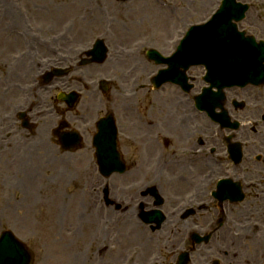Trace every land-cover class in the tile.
Masks as SVG:
<instances>
[{"label":"rangeland","instance_id":"obj_1","mask_svg":"<svg viewBox=\"0 0 264 264\" xmlns=\"http://www.w3.org/2000/svg\"><path fill=\"white\" fill-rule=\"evenodd\" d=\"M88 1L90 0H0V114L15 110L14 108H17L19 104L24 103L22 98L24 94L19 92L18 86L31 84L32 79L42 74L46 70L45 66L49 64L46 63L48 62L46 58L43 61L42 58L54 56L47 49L38 46V52L33 51V56L31 53L29 58L23 61L22 40L10 33L9 27L19 26V24L22 27L24 25L29 27L33 37H41L50 47H56L60 52L64 51V55L72 58V61H77L79 55L85 56L87 50L80 52L84 49L82 45H90V50L94 42L100 38L105 40L109 49L106 64L100 70L86 68L87 76L84 78L86 87L74 80L77 72L70 74L71 77L68 80L73 81L74 85L70 89L67 87L69 89L67 91L75 90L81 94V98L72 111L68 109L66 111L63 105L59 106L65 110L66 117L70 120L78 117L79 113L89 114L85 124L69 122L81 133L85 132V135L82 134L83 147L75 152L64 151L65 153L57 144L55 148H47L49 151L53 149L49 152L51 163L54 159L58 161L53 165L46 164L48 155L46 157L44 153L37 155V160L28 168L29 177L34 179L33 182L35 181L34 193L36 194L31 208H23L18 210V213L15 209L10 210V207H7L11 199L23 198L20 189L22 187L17 185L22 178V173L18 171V163L23 164L30 159L27 153L28 150L30 151L29 145H26L25 152L18 154V146L11 155L6 154L12 157V160L5 159V156L3 159L0 158V225L5 221L4 226L12 230L35 253V264H66L67 259H72L73 256L83 264H86L88 257H91L89 264H97L95 255L103 251L106 252L105 262L109 257H117L122 264L124 259L130 256L135 264H151L150 259L153 258L152 255L157 249L158 239L163 240L161 244L164 264L174 261L177 263L180 255L187 252L188 247L191 246L189 230L192 229L188 230L186 225L189 222L192 224V221L181 218L182 207L185 206L184 209L196 207L200 202L205 201L211 213L206 214L207 212L201 211L199 223L192 225L199 230L202 229V222L205 229L217 223L223 215L218 206L219 202L212 197V192L216 190L217 182L224 177V173L220 167H217L216 175L212 173L213 176L200 177L197 164L188 163V159H173L180 162V167L162 170L167 158L163 156L160 161H157L155 155L159 156L162 150L155 148L149 142V136L152 134L147 135L146 132L136 129L137 118L132 113L123 114L121 107L124 103H141L151 117L163 123L165 122L163 119L166 120L165 117L172 119L174 105H177L179 110H183L188 104L183 102V97L178 100L175 92L170 89L154 94L153 89L151 87L149 89L148 78L150 73L156 71V65L152 64L150 65L152 67L146 68L134 59L122 58L119 47L136 48L146 41L148 45L144 50L153 47L163 54L170 53L178 43L175 41L180 40L191 26L207 21L218 9L221 0H211L204 9H201L203 5L200 6L199 0H166L173 3L174 10H177V16L174 17L169 16L170 11L166 13L163 11L161 15L154 16L158 14V10L157 4L156 6L152 4L153 0H95L92 9L86 4ZM239 1L252 5L246 20L240 25L241 30L247 31L257 39L264 40V0ZM91 2L94 1L91 0ZM96 6H100L101 9H97ZM72 7L76 10L75 12L71 11ZM8 9L14 10L20 21L15 20L13 16L11 19ZM105 18L116 20L117 24L115 27L108 28L114 33L109 36L102 29V25L107 26V23L104 24ZM139 19L145 24L137 26ZM67 43L78 47L70 49L71 45ZM4 44H13L14 48L5 50ZM62 48L63 51H61ZM26 64H33L32 69L25 70L23 67ZM62 66L67 67V65ZM13 70L17 72L15 77L9 73ZM190 73L199 77L204 75L205 71L198 67ZM78 74L83 75L82 71ZM100 79H106L111 83L109 96L104 101V105L100 103L101 97L93 95V92L98 90ZM136 84L142 86L138 88V95L124 101L123 94L133 89ZM57 85H60L61 89H58ZM55 86L53 89H44L46 93L40 91V94L46 95L52 92L46 98V95H41L44 100L43 105L45 102L51 105L56 104L57 95L67 85L58 82ZM203 86V81L199 79L195 92H199ZM236 91L230 92L228 96L232 97L231 93L234 94ZM260 92L264 93V87L260 90L253 88L245 92L241 91V94L249 95L250 103L246 109L231 112L233 120L237 119L242 124L240 132H234L232 140L242 143L243 160L239 168H235L230 161H225L224 166L229 167L233 183L242 185L246 197L236 205L228 201L222 204L225 210V224L212 236L216 239L215 250L220 245L219 241L225 240L227 236L236 242L232 246V249H235L234 253L230 254L224 248L220 255L208 256V258L217 259L221 264H233L226 258L233 257L237 258L235 260H241L242 255L245 264H263L259 255L263 254L261 241L264 239V98L259 96ZM128 93H135V91ZM177 101L179 102L176 103ZM108 110L113 113L119 128V151L126 163L134 166L132 169L135 167L139 169L138 171L129 169L124 175H112L108 180H104L98 175L95 163L92 164L94 159L88 152L91 147V137L88 136V130L85 128L91 123L95 127L96 122ZM169 112L172 113L169 114ZM180 118H182L181 115H178V121ZM195 124L196 126L200 124L197 131L192 129V123L188 121V131L192 130L193 133L188 140L181 129L177 128L176 132L175 129L169 131L167 124L164 123L165 127L163 125L161 131L168 140L169 147L166 148L168 154L174 152L179 157L190 156L193 146L200 148L199 138L205 141L203 149L215 147L219 150L218 154H227V147L222 137V132L227 135L225 130L221 131L218 126L201 116ZM178 125L180 126V123ZM203 127L205 132H202ZM166 132L171 134L170 137L166 135ZM52 137L51 133V139ZM192 137L193 140L190 141ZM243 142L245 144L249 142L248 147L247 144L244 147ZM167 153V157H170ZM0 154H4L1 147ZM258 155L263 156L260 162L256 159ZM14 159L17 161H13ZM67 159L68 161L65 162ZM1 160H3L2 164ZM158 165L159 169H157ZM90 168L92 171H89ZM199 168L201 169V164ZM194 169L195 172H193ZM159 171H163V176L159 175ZM191 171L193 177L188 178ZM39 172L41 175L37 176ZM214 176L218 178H215L212 185ZM152 186L157 187L165 199L166 205L161 210L167 218L171 219V226L181 228L179 230L167 228L165 233L161 230L154 235L148 231L149 236L157 238L155 240L149 239L143 225L139 227L136 224L134 210L128 211V207L132 208L134 204L131 195L134 194L133 197L136 198L139 191ZM106 191L110 200H116L115 204H120L121 210L115 206L107 210V207L103 205ZM197 192L200 195L196 194ZM115 193L122 198L117 199ZM61 213L65 214L63 219ZM222 228L226 230H221ZM258 244H260L259 247ZM197 247L201 245H196L194 249ZM247 247L249 251L245 252L243 249ZM257 247L260 249L257 250ZM226 252L228 255L225 254ZM190 256L194 264H212L211 259L198 257L196 250L195 254Z\"/></svg>","mask_w":264,"mask_h":264},{"label":"bare ground","instance_id":"obj_2","mask_svg":"<svg viewBox=\"0 0 264 264\" xmlns=\"http://www.w3.org/2000/svg\"><path fill=\"white\" fill-rule=\"evenodd\" d=\"M200 1V6H202L203 5V7L201 8V9H204L205 8V6H206V4L208 5V4H210L211 3V0H199ZM10 6H12V4L10 3ZM9 6V7H10ZM199 6V7H200ZM94 7V5L93 4H90V6H89V8L90 9H92ZM11 8V7H10ZM73 8V7H72ZM207 8V7H206ZM9 10V9H8ZM158 10V14H155L154 16H159V15H161L160 13H162V11H160L159 9H157ZM12 13V15H11V13ZM8 12H9V16L11 17V19H13L12 18V16L13 17H15L16 19L15 20H17V21H20L17 17H18V15H17V13L14 11V10H9ZM71 11H73V12H75L76 10L73 8ZM17 21L15 22V23H17ZM145 24V22L144 21H141L140 19H139V21H138V23H137V26H141V25H144ZM25 30L27 31V33L28 34H30V28L29 27H27V26H25ZM89 40V39H88ZM87 40V41H88ZM14 45L13 44H10V45H7V44H4V49L5 50H11V49H13L14 47H13ZM76 45H74V46H71V47H69L70 49H73L74 47H75ZM84 46V45H83ZM85 46H88V45H85ZM65 48H68V47H65ZM22 57H23V61H25V59L27 58L25 55H22ZM115 66V65H114ZM25 70H31L32 69V66H30V65H24V67H23ZM9 72V71H8ZM10 73V75H12V76H17V72L16 71H11V72H9ZM85 74L87 75V72H85ZM43 120H45V119H43ZM43 120H41V121H39V123H40V129H41V131H46V132H48L49 130H50V124L51 123H49L48 121H43ZM168 122H169V120H168ZM178 123H181V127H185L184 129L186 130V128H187V126H188V121H187V118H181V120H177L176 119V117H173L172 119H171V122H169L168 123V126L171 128V129H173V125H176V124H178ZM136 129H138V130H142L141 128H139V127H136ZM43 133H45V132H43ZM46 134V133H45ZM37 149V145L36 144H33L31 147H30V155H29V157H30V159L28 160V161H26V162H24L23 164H21L19 167H18V171L19 172H21L22 173V178H21V180H20V182L17 184L19 187H20V185H21V187L22 188H20L21 189V193H22V195H23V198H22V202L23 203H25L24 204V206L26 207L27 206V208H31L32 206V203H34V200H35V197H36V194L34 193V182H33V180L34 179H32V178H30L29 177V175L30 174H28V168H30V166L31 165H33L34 164V162L37 160V155H38V153H46L47 152V150H46V148H44V147H42V148H39L38 150H36ZM41 149H45L46 151L44 152V151H42ZM53 150V149H52ZM52 150H50V151H52ZM49 151V152H50ZM150 155V157H151V153L149 154ZM28 157V158H29ZM69 158H71V157H69ZM64 159V158H63ZM63 159H60V161H63ZM68 161V159L67 160H65V162H67ZM49 163H51V159H49V161H48ZM58 161H55V159H54V161H52V163H51V165H53V164H56ZM33 163V164H32ZM91 168H92V166H91ZM90 168V169H91ZM89 171H92V169L91 170H89ZM200 174L202 175L203 174V171H200ZM33 177H34V173H33ZM35 178V177H34ZM122 197H118L117 199H121ZM15 204V206L18 204V206H20L19 205V203L17 202V198H13V199H11L10 200V206L12 207V204ZM61 215V218L63 219V216H65V214H63V213H61L60 214ZM36 217H37V215H36ZM87 223V222H86ZM221 251V249H218V252H220Z\"/></svg>","mask_w":264,"mask_h":264},{"label":"water","instance_id":"obj_3","mask_svg":"<svg viewBox=\"0 0 264 264\" xmlns=\"http://www.w3.org/2000/svg\"><path fill=\"white\" fill-rule=\"evenodd\" d=\"M228 1V0H227ZM231 2L232 3H235V0H231ZM230 2H228L227 3V5L229 4ZM226 5V2H225V4H224V6ZM229 31H234V30H238V28H237V26L236 25H232L230 28H227ZM235 35H236V37H235ZM246 34L245 33H242V35H238V34H233V33H231L230 34V39H231V41H235V38H237V36L238 37H240V36H245ZM248 38L249 39H247V40H243V39H241L240 40V43H247V44H249V45H251L252 44V40H254L255 41V38L253 37V36H248ZM250 39H252V40H250ZM221 45H223L224 43H228V40L226 41V39H223V40H221L220 42H219ZM254 49L255 50H257V55H263L264 53H263V48H262V46H258V47H254ZM232 54H233V56L232 55H230V51L229 50H225L224 52H223V56H224V58H226L228 61V63H230V62H234L235 61V59H237V60H243L244 59V54H243V52L240 54L239 52H238V49H237V47H235V49H233V51H232ZM235 56V57H234ZM258 67H260L261 68V65L259 64V66ZM262 72V73H261ZM260 75H262L263 74V70H261L260 72ZM256 74V71H254L251 75H255ZM222 77V76H221ZM221 83H222V81L220 80V79H217L216 81H215V85H221ZM259 84H264V79L263 80H261L260 81V83ZM205 92L207 91V89L206 90H204ZM220 96L222 97L221 98V101H223L224 100V97L222 96V94H220ZM219 107H222L223 105L221 104V105H218ZM7 236L12 240V241H15V239L13 238V236L10 234V233H8L7 234ZM18 246L21 248V249H23V247L20 245V244H18Z\"/></svg>","mask_w":264,"mask_h":264}]
</instances>
